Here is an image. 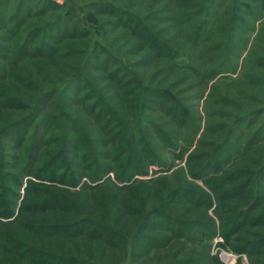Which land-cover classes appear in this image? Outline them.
<instances>
[{
	"label": "rangeland",
	"instance_id": "1",
	"mask_svg": "<svg viewBox=\"0 0 264 264\" xmlns=\"http://www.w3.org/2000/svg\"><path fill=\"white\" fill-rule=\"evenodd\" d=\"M222 1L200 45L232 24ZM241 1L229 66L211 75L216 51L184 38L203 15L180 17L182 1L0 0V264H31L27 247L99 264H264V11L249 13L264 0ZM152 31L193 68L157 57ZM149 209L180 231L147 226L142 247ZM66 219L80 223L51 227Z\"/></svg>",
	"mask_w": 264,
	"mask_h": 264
},
{
	"label": "trees",
	"instance_id": "2",
	"mask_svg": "<svg viewBox=\"0 0 264 264\" xmlns=\"http://www.w3.org/2000/svg\"><path fill=\"white\" fill-rule=\"evenodd\" d=\"M180 1H182L180 4V7L184 9L181 12L187 13V14H184L180 17L187 19L188 22L191 19H196L197 16L199 17V16L203 15V18H198V20H195L194 23L188 24L187 33H186V36H184L185 40L189 41V43L192 47H195V48L203 47L201 49V51L206 52L207 54L208 53L210 54V53H213L214 51H216L217 54L213 55L212 57H214V59L218 58L219 62L215 66L210 68L209 72L214 73L211 75H215L216 73L221 72L225 67L229 66V57L228 56L232 52L233 43L235 41V36H234L235 27H233V26L236 24L235 21L238 18L239 8L244 5V2H242L241 0H233L232 6L226 12L227 17L229 16V21L232 22V20H233V22H232V24H230L228 26L227 32L224 34L223 37L220 38V40L215 41L214 43L210 42L209 44L200 45V43H202V42L208 43L209 35L208 36H207V34L204 35L206 33L204 27H205V25L210 24V21L213 19L211 17L215 16L214 14H215L216 8L219 5H221V3L223 4V1L221 2V0H204V1L203 0H196V2H195L194 0H179V2ZM261 9H262L261 11H257V12L253 11L254 9H250L249 13L255 19L261 18L262 12L264 11V6H262ZM167 10H168V8H165L163 6L162 8L155 10V12H153V13L151 12L152 14L149 15V17L152 16V19H157L158 17H161L162 13H164V15H165V12ZM224 13H225V11H224ZM204 16H207V18H204ZM217 16H219V13H217ZM132 17H133L132 18L133 20L131 23L132 34L138 35L137 30L139 29V26H141V28H143V25L141 24L143 22L141 21V18L138 16L132 15ZM177 19H178L177 17L174 18L175 21H179ZM150 37L155 41L154 43H152L149 46L150 50H153V53L157 57L168 58L169 63H172L173 67H174V65L177 67H178V65H183L184 67H187V68H191V69L193 68L192 64L189 62H185L182 64H177L175 62V58L180 57L182 55H186V54L189 55L190 54V53H186L187 51L183 50V49H187V48H185L181 43H179L177 39L166 38L163 41H160L157 39L156 36H154L153 31L150 33ZM172 37L174 38L175 36H172ZM141 48H143V46H141ZM179 48L182 49L183 52L186 54H183V52L180 51ZM168 52H171V53L167 54ZM152 57H154V56H152ZM212 57L210 59H213ZM169 68L171 69V66ZM113 76H114V74L111 75V77H113ZM76 79H78V78H76ZM28 117H30V116H28ZM244 117H246V115H244ZM14 126L15 125L11 123V124L7 125L5 128L8 127L9 129H11ZM155 215H160V216H155ZM140 217L141 218L137 222V227L133 233V238H135V239H137V238L143 239L144 238V235L142 233H143L144 229L146 230L147 226H148V230L153 231L155 228H157V226H160V225L164 226V224H165L169 230L171 229L170 231H172V232L179 233L178 231H180L179 227L176 226V221H177L176 218L170 213H165L163 211L161 212L157 209H153V210L149 209L147 212H145ZM79 223H80V221H78V220L77 221H70L69 219H66L65 221H62V222H60L56 225H53L51 227L52 228L56 227V226L59 227L60 225H62L61 226L62 228H60L59 230H62V231L65 230L66 231V230H70L72 228V226H75V225L77 226ZM190 223H194V222L190 221ZM91 224L93 226L98 225L102 229L104 227L106 230L110 231L114 235H117L116 233H118L115 230V228L113 229L111 226H109L107 224L103 223L104 226L102 227V224L100 222L95 221V220H91ZM111 228H112V230H111ZM53 231L54 230H46L45 229L44 231L39 232V234L44 236V237H47V238L51 237V236H53V237L57 236V234L54 233ZM92 232H93V234L96 233L95 231H92ZM92 232L90 231L89 234ZM86 233H88V232H86ZM86 233H85V235H87ZM174 235L177 236L178 234H174ZM87 236L91 240H93L96 237L95 235H87ZM100 239H103V238H100ZM149 239L152 240L153 243L160 241L159 237L154 238V236H151ZM107 241H109V240H107ZM144 242L146 243L145 238H144ZM150 244H152V243L149 241L145 245H142V247L148 246ZM48 249H52V248H48ZM30 252H32L31 256H29ZM18 257L20 259L27 258V260H29L31 262V264H99L96 262H91L90 260H87L84 258H76L73 255L60 254L59 252H56L55 254L46 253V252L42 253L39 250H36V251L33 250V248H31V247H27L25 250H23L22 254L19 253ZM34 258L37 260L38 259H41V260L38 262H35ZM43 259H47V260H43ZM213 262H214V264H222L216 256L213 257ZM190 263H192V262L188 258H186V259L182 258L180 260H177V259L170 260L165 264H190ZM26 264H30V263L27 262ZM198 264H201V263H198Z\"/></svg>",
	"mask_w": 264,
	"mask_h": 264
},
{
	"label": "built area",
	"instance_id": "3",
	"mask_svg": "<svg viewBox=\"0 0 264 264\" xmlns=\"http://www.w3.org/2000/svg\"><path fill=\"white\" fill-rule=\"evenodd\" d=\"M230 258H232L231 254H225V262L227 263V260H229ZM228 264V263H227Z\"/></svg>",
	"mask_w": 264,
	"mask_h": 264
}]
</instances>
